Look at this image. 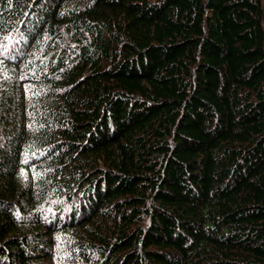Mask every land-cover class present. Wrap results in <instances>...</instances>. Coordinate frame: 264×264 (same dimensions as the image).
<instances>
[{"label": "trees", "instance_id": "16d2710c", "mask_svg": "<svg viewBox=\"0 0 264 264\" xmlns=\"http://www.w3.org/2000/svg\"><path fill=\"white\" fill-rule=\"evenodd\" d=\"M0 264H264V0H0Z\"/></svg>", "mask_w": 264, "mask_h": 264}]
</instances>
